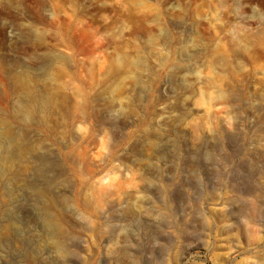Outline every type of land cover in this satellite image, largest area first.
Returning a JSON list of instances; mask_svg holds the SVG:
<instances>
[{"label": "rangeland", "instance_id": "rangeland-1", "mask_svg": "<svg viewBox=\"0 0 264 264\" xmlns=\"http://www.w3.org/2000/svg\"><path fill=\"white\" fill-rule=\"evenodd\" d=\"M0 264H264V0H0Z\"/></svg>", "mask_w": 264, "mask_h": 264}, {"label": "bare ground", "instance_id": "bare-ground-1", "mask_svg": "<svg viewBox=\"0 0 264 264\" xmlns=\"http://www.w3.org/2000/svg\"><path fill=\"white\" fill-rule=\"evenodd\" d=\"M48 227H50V228H53V227H54V225H53V223L51 222V220L48 221Z\"/></svg>", "mask_w": 264, "mask_h": 264}]
</instances>
